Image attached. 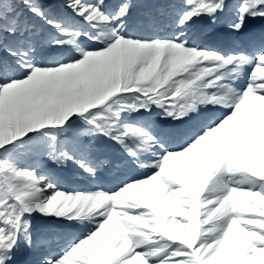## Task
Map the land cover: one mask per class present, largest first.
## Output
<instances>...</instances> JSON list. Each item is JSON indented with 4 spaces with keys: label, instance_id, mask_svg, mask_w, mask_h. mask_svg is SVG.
Instances as JSON below:
<instances>
[{
    "label": "snow or ice",
    "instance_id": "obj_1",
    "mask_svg": "<svg viewBox=\"0 0 264 264\" xmlns=\"http://www.w3.org/2000/svg\"><path fill=\"white\" fill-rule=\"evenodd\" d=\"M134 6L0 0V264H264V0ZM222 16L233 47L199 43ZM38 218L81 231L53 249Z\"/></svg>",
    "mask_w": 264,
    "mask_h": 264
},
{
    "label": "rangeland",
    "instance_id": "obj_2",
    "mask_svg": "<svg viewBox=\"0 0 264 264\" xmlns=\"http://www.w3.org/2000/svg\"><path fill=\"white\" fill-rule=\"evenodd\" d=\"M46 2L59 7L60 4L62 3V0H46ZM114 2H115V0H109V3H114ZM228 2L231 5L233 3H236L237 0H228ZM132 3L135 5L132 9V18H131L132 20L136 19L137 16L139 17V16L143 15L146 11L152 9V6H153V5H150L153 2L147 3L146 0H132ZM205 23L209 26H213L211 23L207 22L206 20H205ZM226 28H227V26H226ZM231 35L234 36V34H232V33H231ZM107 155H110L109 158H114L117 154L114 152H108ZM139 170H142V169H128L127 173L131 176H134V174H136L135 177L143 176L145 174L144 171L142 170L143 172L139 173ZM53 172L56 175V178L58 180L59 185L62 188L67 189V190H73L74 188L78 189L77 185H80L81 183L85 182L86 178H87V180L90 181V186L87 187L86 189L92 188L98 184L103 185L106 188H110L113 186L114 174L112 171H111L112 175H111V173L109 174L108 173L109 170H104V171H101V173H98V176L96 179H92V178L88 177L87 175L81 173L76 168V166L73 164H69L67 167L62 168V170L53 168ZM102 174L104 175V177H102ZM80 231H81L80 229L75 228V227L63 228V227H60L58 225L45 224V223L41 222L39 220V218L36 221H34V236L46 237L49 240V246L53 247V249L59 246L60 241H61L60 237H61L62 233L66 232L65 238H69L70 236L77 235ZM26 257L27 256H22L19 258V260L23 261Z\"/></svg>",
    "mask_w": 264,
    "mask_h": 264
},
{
    "label": "bare ground",
    "instance_id": "obj_3",
    "mask_svg": "<svg viewBox=\"0 0 264 264\" xmlns=\"http://www.w3.org/2000/svg\"><path fill=\"white\" fill-rule=\"evenodd\" d=\"M146 1H147V3L153 2L150 4V5H153L152 9L155 8L158 4V0H153V1L152 0H146ZM225 25H226V23H225L224 17L222 16L220 18V20L217 21V24H215L213 26L207 25L205 23V20H200V21H195L194 24L191 25L190 27H191L192 33L198 39L199 43L206 45L208 47L217 48L220 50H228L229 48L233 47L234 40L236 39V37L231 35V33L229 32V30L226 28ZM262 33H264V21H261V20L249 21L248 25H246V27H245L244 33L240 34L239 39H240L241 43L244 44V43H247V39L249 36H252V37H255L256 39H259V37ZM108 156H110V155H108ZM112 172H113V174H115L114 171H112ZM112 172L109 171L108 173L109 174L111 173V175H112ZM139 172H142V171L140 170ZM134 176H136V174H134ZM102 177H104L103 174H102ZM89 186H90V181L87 180V178H86L85 182L81 183L80 185H77V188L78 189H86ZM65 236H66V232L61 234L60 243L63 240L67 239V238H65ZM51 248H53V247H51ZM29 259H32V257L27 256L23 261L29 260Z\"/></svg>",
    "mask_w": 264,
    "mask_h": 264
}]
</instances>
